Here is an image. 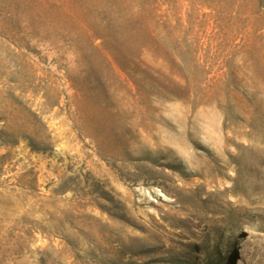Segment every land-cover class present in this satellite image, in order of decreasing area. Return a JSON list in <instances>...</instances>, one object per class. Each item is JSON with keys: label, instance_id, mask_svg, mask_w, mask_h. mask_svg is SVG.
Returning a JSON list of instances; mask_svg holds the SVG:
<instances>
[{"label": "rangeland", "instance_id": "1", "mask_svg": "<svg viewBox=\"0 0 264 264\" xmlns=\"http://www.w3.org/2000/svg\"><path fill=\"white\" fill-rule=\"evenodd\" d=\"M245 7L0 0V264H264Z\"/></svg>", "mask_w": 264, "mask_h": 264}, {"label": "trees", "instance_id": "2", "mask_svg": "<svg viewBox=\"0 0 264 264\" xmlns=\"http://www.w3.org/2000/svg\"><path fill=\"white\" fill-rule=\"evenodd\" d=\"M139 5V10L142 12L156 11V7L160 5H170L178 0H136ZM190 2L191 7L196 4H209L219 5L225 3L226 5H232V8L237 2L244 4L249 11V14L256 21H264V0H187ZM32 148H35L33 144Z\"/></svg>", "mask_w": 264, "mask_h": 264}, {"label": "bare ground", "instance_id": "3", "mask_svg": "<svg viewBox=\"0 0 264 264\" xmlns=\"http://www.w3.org/2000/svg\"><path fill=\"white\" fill-rule=\"evenodd\" d=\"M160 197H164L166 198L167 200H171L170 198H168L165 194H163L162 192L159 191V194H158Z\"/></svg>", "mask_w": 264, "mask_h": 264}]
</instances>
